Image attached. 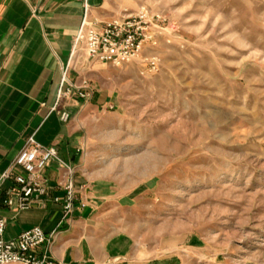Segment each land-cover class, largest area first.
Segmentation results:
<instances>
[{
  "label": "rangeland",
  "instance_id": "1",
  "mask_svg": "<svg viewBox=\"0 0 264 264\" xmlns=\"http://www.w3.org/2000/svg\"><path fill=\"white\" fill-rule=\"evenodd\" d=\"M120 2L167 19L144 53L158 71L82 60L76 77L115 93L133 126L118 169L142 194L137 249L151 264H264V0Z\"/></svg>",
  "mask_w": 264,
  "mask_h": 264
},
{
  "label": "crops",
  "instance_id": "2",
  "mask_svg": "<svg viewBox=\"0 0 264 264\" xmlns=\"http://www.w3.org/2000/svg\"><path fill=\"white\" fill-rule=\"evenodd\" d=\"M122 13L120 0H0V216L7 241L35 227L56 235L47 252L52 264L153 262L137 249V179L130 173L122 180L118 169L133 165L134 146L119 140L123 128L133 126L118 110L115 93L97 90L90 100L67 93L70 84L82 83L76 77L81 61L90 62L72 56L86 15L107 22ZM31 138L57 149L74 170L77 199L68 217L62 203L49 199L26 210L5 204L7 192L17 187L14 177L24 173L3 176ZM66 173L53 164L46 173L50 186L56 188Z\"/></svg>",
  "mask_w": 264,
  "mask_h": 264
},
{
  "label": "built area",
  "instance_id": "3",
  "mask_svg": "<svg viewBox=\"0 0 264 264\" xmlns=\"http://www.w3.org/2000/svg\"><path fill=\"white\" fill-rule=\"evenodd\" d=\"M166 23L167 19L163 15L147 9L107 22L91 21L86 15L75 39L73 59L84 55L88 61L115 68L140 60L142 75L156 73L160 59L156 55L144 58V53L147 49L158 46V38L167 31ZM67 73L68 71L65 76ZM75 91L80 98L89 100L95 93L86 80L80 85L70 84L67 93L72 95ZM69 118L65 114L62 119L66 122ZM55 163L65 168L67 173L57 187L53 188L46 173ZM15 169H21L24 174L14 177L17 187L7 192L5 204L9 208L26 210L35 202L49 199L55 204L62 203L65 217L73 214L77 199L74 170L63 161L57 149L45 148L31 138L3 179L12 178V171ZM55 191H63L64 198L54 196ZM6 228L7 223L0 216V264H52L47 252L56 235L48 236L42 228L35 227L17 239L7 241ZM44 248L42 259H37L36 255Z\"/></svg>",
  "mask_w": 264,
  "mask_h": 264
}]
</instances>
